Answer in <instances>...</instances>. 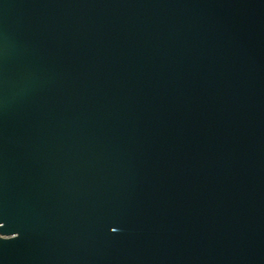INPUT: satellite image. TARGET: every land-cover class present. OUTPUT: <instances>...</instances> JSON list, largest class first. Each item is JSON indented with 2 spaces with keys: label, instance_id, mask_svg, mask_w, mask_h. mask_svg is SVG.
<instances>
[{
  "label": "water",
  "instance_id": "95a60500",
  "mask_svg": "<svg viewBox=\"0 0 264 264\" xmlns=\"http://www.w3.org/2000/svg\"><path fill=\"white\" fill-rule=\"evenodd\" d=\"M0 264H264V0H0Z\"/></svg>",
  "mask_w": 264,
  "mask_h": 264
}]
</instances>
